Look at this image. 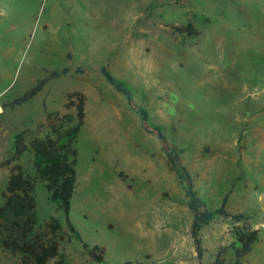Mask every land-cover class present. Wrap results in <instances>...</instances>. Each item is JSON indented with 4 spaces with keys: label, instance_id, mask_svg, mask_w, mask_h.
I'll use <instances>...</instances> for the list:
<instances>
[{
    "label": "rangeland",
    "instance_id": "obj_1",
    "mask_svg": "<svg viewBox=\"0 0 264 264\" xmlns=\"http://www.w3.org/2000/svg\"><path fill=\"white\" fill-rule=\"evenodd\" d=\"M76 92L85 116L68 217L105 255L96 262L67 237L65 213L37 182V223L61 221L65 264H213L221 246L235 264L224 216L201 228L197 259L186 186L155 128L180 150L208 208L226 198L229 212L249 216L259 239L241 264H264V0H0V192L12 165L34 173L29 146L6 163L16 136L28 145L50 133V121L75 114ZM0 264L19 256L0 246Z\"/></svg>",
    "mask_w": 264,
    "mask_h": 264
},
{
    "label": "trees",
    "instance_id": "obj_2",
    "mask_svg": "<svg viewBox=\"0 0 264 264\" xmlns=\"http://www.w3.org/2000/svg\"><path fill=\"white\" fill-rule=\"evenodd\" d=\"M188 27L191 28V24H188ZM68 71L69 68H64L60 72L52 71L48 77L41 79L24 95L15 99L14 103L19 104L31 99L42 89L48 79L66 74ZM77 71H82V69L78 67ZM99 71L115 90L126 92L123 82L110 74L105 67H101ZM69 97L76 99L70 102L75 106V114L73 116L64 114L57 117L56 122L50 123L51 116L56 114L48 113L50 133L42 138L38 136L30 138L28 145L24 142L22 134H18L15 138L14 153L6 162L18 160L28 146L33 151V175H24L19 164L12 165L6 188L0 192V246L18 255L19 264H46L51 259H56L55 264H65V255L59 250V242L64 238L61 232V221L50 217L42 228L37 223L35 200L37 182L43 183L47 201L65 213L69 231L67 237L79 241L91 259L103 262L104 249L98 245L89 246L73 227L68 217L76 186L75 166L78 152L75 142L85 116L84 94L76 92ZM155 129L165 149L168 166L186 186L187 207L193 214L190 234L196 248L197 259L201 261L203 257L201 228L214 217L224 216L232 220L233 241L230 246L235 264H241L243 258L252 250L253 244L258 241L259 229L251 224L249 216L245 213L229 212L225 208L226 198L219 207L208 208L194 188L193 176L183 164L180 150L168 142L159 128ZM227 250V246H221L215 253L213 264H225Z\"/></svg>",
    "mask_w": 264,
    "mask_h": 264
}]
</instances>
